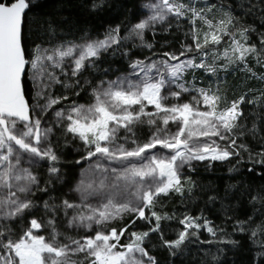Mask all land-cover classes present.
I'll use <instances>...</instances> for the list:
<instances>
[{"label":"snow or ice","instance_id":"6c2138e0","mask_svg":"<svg viewBox=\"0 0 264 264\" xmlns=\"http://www.w3.org/2000/svg\"><path fill=\"white\" fill-rule=\"evenodd\" d=\"M29 7V0H9L8 3L0 0V166H3L0 171V187L9 189L6 195L0 197V221L24 217L26 212L35 207L27 194L31 191L30 186L37 184V178L28 168L19 167L23 154L47 159L52 164L49 172L55 174L59 171L54 166L59 157L51 146H44L52 129L41 127L39 116H33L25 98L24 77L29 66L33 80L40 89L36 94L41 96L43 88L47 86L43 84V78H54L47 70L49 64L60 68L66 58H71L74 65L72 75L75 76L83 69L85 62H91L102 51H107L113 45L119 46L122 40L127 39L120 35V27L116 26L109 29L102 39H89L82 44L68 43L53 49L36 45L31 59H28L22 46V25ZM142 8L149 15L131 29V33L141 40L150 25L165 21L169 15L182 17L188 11L192 14L193 23L201 20L209 29L204 33L203 43L199 41L198 31L193 29V41L198 53L207 56L203 49L209 44L218 45L225 36H231L229 47L235 54L234 60L228 56V49L224 52L230 62L245 63V68L251 72L246 63L249 54L257 57V63H261L259 58L264 56V47L258 49L256 45L247 43V34L251 29L245 27L237 30L244 43L235 39V33L231 31L235 26L231 15L226 20L213 23L202 15L203 10L176 3V0H149ZM260 44L264 46V35L261 36ZM146 46L152 47L151 44ZM191 51L190 47L185 46V50L178 55L164 52L166 59L163 60L149 63L144 60L133 61L129 65L132 73L115 81H108L106 88L93 89L94 103L87 106L74 104L67 115L63 111L56 112L58 118L69 122L67 132L83 141L87 148L84 159L99 156L101 159L117 162L121 167L109 170L98 160L95 164L101 177L98 184L89 183L84 186L81 181V186L75 189L81 193L82 202L93 195H102L106 201L98 206L84 204L87 213L79 212L69 220V227H83L94 231V235L90 233L79 239L69 236L66 237L67 242L61 241L58 239L61 234L55 226V220L49 219L47 225L51 228V235L46 240L44 236L35 234L45 224L32 218L23 234L14 239L12 228L0 225V264H84L85 261L87 264H157L156 259L144 247V241L151 233H162L161 221L172 218L155 210L159 198L172 192L183 194L181 169L185 165L191 168L192 161L222 162L233 156L239 157L238 149L248 151L246 145H237V129L241 128L239 121L244 115L241 105L256 103L243 95L221 108L222 97L217 92L203 88L189 89L179 83L188 69L215 72V68L206 65L203 59L199 63L194 58L181 59ZM172 61L176 63H171ZM252 75L256 77L254 72ZM256 78L264 80V75ZM103 84L102 81L101 85ZM171 84H175L179 91L169 90L165 94V89ZM190 91L197 94L192 97V101L171 105L165 103L169 98L179 101L183 93ZM59 102V99H50L41 111ZM201 104L204 106L203 110L199 107ZM148 106H152L155 111H146ZM144 117H148L149 125H156L159 120L163 127L157 126L156 131L143 144L133 138L131 143L135 147L130 149L124 144L116 143L117 133L121 128L132 132V126L142 123ZM170 123L177 125L175 132L169 131ZM214 137L218 139H213ZM201 138H204L203 142ZM127 139L125 137L126 141ZM218 141L225 143L221 145ZM157 147L168 150L170 155H148L150 150ZM257 155L260 159L254 163L264 164V149ZM248 171L252 172L253 169L249 168ZM21 194L25 198H21ZM251 199L253 202H264V190L252 195ZM63 206L65 209L81 207L68 200L63 201ZM44 207L46 210L50 209L47 201ZM126 215L133 217L128 224L122 227L111 226L105 230V226ZM136 220L146 221L151 227L148 231L129 233V227ZM251 220L252 217H249V221ZM179 223L182 230L175 240L163 239L161 234L164 246L169 249H179L189 237L197 236L201 230L213 237L217 233L211 222L200 216L185 215ZM244 223L247 221L237 222L241 232L245 231L242 226ZM93 225L97 227L93 229ZM257 231L264 232V222L253 229L251 235L255 237ZM125 236L129 237L128 242L121 243ZM221 242L236 243L227 240ZM260 247L264 249V243ZM81 253L84 254V261L73 259ZM259 255L264 258V251Z\"/></svg>","mask_w":264,"mask_h":264},{"label":"trees","instance_id":"16d2710c","mask_svg":"<svg viewBox=\"0 0 264 264\" xmlns=\"http://www.w3.org/2000/svg\"><path fill=\"white\" fill-rule=\"evenodd\" d=\"M3 2L8 3L9 0ZM203 2L213 9L222 10L227 16L231 15L236 30L245 27L251 29L247 34L248 44H254L258 49L264 47L260 44L261 36L264 35V0ZM145 3L147 0H29L30 7L26 10L22 27V46L26 58L29 59L30 52L36 45L46 48L68 43L82 44L89 39H102L109 29L116 26L120 27V35L125 37L133 25L145 17L142 8ZM183 34L182 26L178 25L164 28L162 26L154 35L149 30L144 31L140 44L123 43L114 47V50L101 52L99 57L91 62H85L83 69L73 78L57 77L58 84L53 86L50 96L60 100L54 104V110L68 109L74 104L89 102L93 97V89H96L101 81L125 73L130 60L147 54L176 50L183 40H188ZM142 44H151L153 47L146 51L139 48ZM252 56L253 54L246 62L251 72L245 65L238 63L231 68H218L214 73L205 69L187 73L186 80H190L193 86L203 89L215 88L229 103L243 95L256 103L241 105L244 115L239 121L241 128L237 129V145H246L248 151L238 149L239 157L193 165L182 175V195L172 192L159 198L155 210L172 218L161 221L162 233H151L144 241V247L149 255L156 259L157 264H264V258L259 255L264 251L260 247L261 243H264V232L257 231L255 237L251 235L252 230L264 222V202H253L251 199L252 195L264 190V164L254 163L260 159L257 154L264 149V80L256 78L264 75V66H261L264 64V56L260 59L261 63H257ZM220 65L222 63L216 66ZM253 72L256 77H253ZM220 78L222 80H219ZM24 90L25 98L31 107L35 96L27 74L24 77ZM50 119L46 118V124L41 127L52 129L45 145L51 146L59 157L54 164L59 171L50 173L49 167L52 165L47 159L38 161V157L23 154L19 167L31 168L32 174L37 178V184L31 185V191L27 194L35 207L26 212L21 220L15 221L14 225H9L16 235L23 232L29 219H42L46 214L43 208L45 201L54 206L57 213L60 212L66 193L72 190L85 168L86 159L83 157L87 155V148L67 132L64 122L57 124L50 122ZM136 125V136L139 140L145 139L146 122ZM241 132L243 135H240ZM35 161L40 165L36 166ZM249 168L253 171L249 172ZM2 170L3 166L0 168V171ZM1 189L6 193L9 191L7 188ZM21 198H25L24 194H21ZM185 215L200 216L210 221L217 230L216 236L201 230L197 236L189 237L179 249L165 247L161 234L163 239L175 240L178 232L182 230L179 221ZM249 217H252L251 221ZM130 220L131 218H128L124 221L123 226ZM238 221H247L242 225L245 231L239 230ZM150 227L148 222L136 220L128 231L144 232ZM225 240L236 243L221 242Z\"/></svg>","mask_w":264,"mask_h":264},{"label":"rangeland","instance_id":"374dc122","mask_svg":"<svg viewBox=\"0 0 264 264\" xmlns=\"http://www.w3.org/2000/svg\"><path fill=\"white\" fill-rule=\"evenodd\" d=\"M203 1L204 0H190V1L188 0V2H186V3L182 2V1H176V3H183V4H186V5H192V6L196 7L198 10H203L202 11V15H204L207 19L212 20L213 23H216V22H218V21H220L222 19L226 20L228 18L226 13H224L222 10L213 9L211 6H208V4L204 3ZM148 2H149V0H147V3ZM209 9H211V10H209ZM144 11H145V17L144 18H146V16L149 15V13L145 9H144ZM174 25L182 26V30H183V33H184L183 36L185 37V39L187 38L188 40H183V42L180 43V46H178V48L176 50L169 51V53H175V54L178 55L181 51L185 50V46L190 47L192 49V51L187 53L184 57H181L182 60L183 59H188V58H194L195 61L197 63H199L200 61H197V60L198 59H200V60L203 59L205 64L209 65L211 67H214L215 71L219 70L218 68H222V69L223 68H227V67L231 68L233 66H236L238 63L242 64V66L245 65V63H242V62H239V61L230 62L229 59L224 56L225 50L228 49V56L232 57L233 60H234L235 54L232 53V51H231V49L229 47V45L231 44V41H232V37L231 36H225L224 39L221 41V43L218 44V45L209 44L205 49H203L204 52H207V56H204L201 53H198L197 50L195 49V43L193 41V29L195 28L198 31L199 41L201 43H203L204 33L209 31V29H208L207 25H205L203 23V21H201V20H197V21H195V23H193L192 22V14H191V12L185 11L184 16H182V17H176V16L169 15L166 18L165 21L152 24L145 31L149 30V31H151V34L154 35V32L157 29H160L162 26L164 28V26L165 27L166 26L169 27V26H174ZM131 29L129 30L127 36H125V37H127V39L122 40L121 43H120V46L123 43H132V44H136V45L140 44V42H141L140 38L138 36L132 34L131 33ZM231 31L233 33H235V39L241 40L238 31L235 29V26L231 28ZM241 43H244V41L241 40ZM76 44H78V43H76ZM64 45H66V44H64ZM146 45L147 44H145V45H143L142 47H139V48H142L143 50L148 51V50H150L153 47L152 46L151 48H148ZM56 47H58V46H56ZM56 47H46V49H53V48H56ZM114 47H116V45H113L112 48H110V49L114 50ZM33 52H34V50H32V52H30L29 59H31ZM102 52H106V51H102ZM115 52H117L116 49H115ZM251 55L252 54H249V56H251ZM261 57L259 59H261ZM247 58H246V62H247ZM252 58L257 60V57L254 54H253ZM163 59H166V57L163 56V53L162 54H154V55H148L147 54V55H144L143 57H138V58L132 59V60L129 61L128 67H127V70L125 71V73L121 74V76H116L114 78H109L107 80H104L103 81L104 82L103 85H101V82H102L101 81L98 84L97 88L98 87L106 88L108 81H115V80H117L120 77H123L125 75H129L130 73H132V69L129 67V65L133 61L144 60L145 63H149L151 61H159V60H163ZM171 63H176V61H172ZM219 63H222V65L216 66ZM73 66L74 65L72 63V59L71 58H66L64 63L62 64V67H60V68L52 67L49 64L47 70H48L49 73H52L54 78L53 79H49L47 76H45L43 78V84L47 85V86L43 88V92H42L41 96H37V94H36L37 91H39L40 89L37 87L36 81L33 80L32 71H31L30 66H29V69H28L26 74H27L28 80L31 81V83L33 85L34 96H35V98H34L35 102L31 106V112H32L34 117L37 116V115L39 116V118L41 120V126L44 123L46 124V121H47L46 118H49V117L51 118L50 122H55L57 124H60V123L64 122L66 125L69 123L66 119L58 118L56 116V112L63 111L65 113V115H67L68 110H70V108H68V109L64 108L62 110H54L55 106L52 105L50 108H47L44 111H41V109L44 107V105H46L49 102L50 99H52L50 97L51 93H52V88H53L54 85L58 84L57 82H58L59 77H61V78L62 77L63 78H66V77L73 78L74 77L72 75ZM194 70H196V69H188L183 74V77L179 81V83L184 84V86L189 88V89L196 88L195 86H193V84L191 83L190 80H188V81L186 80L187 73L189 71H194ZM57 77H58V79H57ZM131 78L132 79H136L135 77H131ZM221 78L219 80H222ZM196 89H199V88H196ZM169 90H171V91H179V89L176 88L175 84L169 85L165 89V94H167V92ZM211 90L214 91V92L218 91L215 88H211ZM218 94L222 97V102L220 104L221 108H223L226 104H230L231 103V102L229 103L227 101L226 97L223 94H221V93H218ZM195 95H197L195 92H192V91L186 92V93L182 94V96L179 99V101L175 100L174 98H169L165 103L171 105L173 103L189 102V101H192V97L195 96ZM92 103H94V96L92 97V99L89 102H87L85 104H82V105H86L87 106V105H90ZM36 105H38V107H36ZM199 107L201 108V110H203L204 106L201 104V105H199ZM137 110H138V107H137ZM146 111L154 112L155 109L152 106H148L146 108ZM48 115H49V117H48ZM147 120H148V117H144L143 118V122L144 123L146 122V130H147V137L145 139L139 140L138 137L136 136V134H135V128L137 126L136 125L137 123H136V124H134L132 126V132H127L125 129L121 128L119 130V132L117 133L118 139L116 140V143L117 144H124L126 148L130 149L132 147H135V145H133L131 143V140L133 138L136 139L137 142L140 143V144H143V143L147 142L149 137H151L152 134L156 131V127L157 126L163 127V125L160 124L159 120H157V124L156 125H149L147 123ZM140 126H141V124H140ZM168 129L171 132H175L177 130V125L170 123L169 126H168ZM73 136L76 139H78L80 142L83 143V141H81L78 136H75V135H73ZM125 137L128 138L127 141L125 140ZM203 139L204 138H201V142H203ZM213 139H218V138L214 137ZM218 143H221V145H223L225 142L218 141ZM44 146H46V145H44ZM154 153L155 154L170 155V153H168V150L161 149L159 147L150 150L148 155H152ZM39 160H43V159L38 158V161ZM98 160L100 161L101 164H103L106 167H108L109 170L112 167H115V168H118V169L121 167V165L119 163L110 162V161H108L106 159H101L99 156L92 157L91 159H86L85 160L86 163H85V166H84L85 168L83 169V172H81V174L79 175L78 181L75 183V185L73 186L72 190L67 192L65 197H64L65 200H68L69 202L74 203V204H79V205H81V207L80 208H74V209H65L64 206L62 205L61 211L57 213L55 211L54 206H50V209H48V210H46L45 207L43 206L44 211H45L46 214H44V216L40 220L43 221V223L45 224V227L41 228L35 234L44 236L46 240L49 239L50 235H51V228L47 225V222H48L49 219H54L55 220V226H56L58 232L61 234L58 237V239L61 240V241L67 242L66 237H69V236L79 239L80 237L88 235L90 233L94 235V231H92V230H88V229H85L83 227H76V226L69 227L68 224H69V220H71L72 217L76 216L79 212L87 213V208L83 206L84 204H91V205H94V206H98L101 202H106L102 195L88 196L87 200L82 202L81 193L75 191V189L78 186H81V181L84 182V186H86L89 183L98 184L99 179L101 178L98 170L95 169V164H96V162ZM38 161H35V165L36 166L40 165V163L39 164L37 163ZM133 162L137 163V164L143 163V161H133ZM199 162H213V161H192V166L197 164V163H199ZM125 163H127V162H125ZM50 165H52V164L50 163ZM0 168H1V166H0ZM28 169L32 172L31 168H28ZM190 169L191 168L188 165H185L181 169L182 175H184ZM109 174H110V171H109ZM5 193H6L5 190H2L1 187H0V197L4 196ZM27 198L29 199V196H27ZM128 218L132 219L133 217L131 215H126V216L123 217V219L112 221L111 225L105 226V230H107V228L111 227V226L122 227L124 221H126ZM17 220H21V218H16V219L9 220V221H0V225H7V226L14 225V222L17 221ZM96 227H97L96 225H93V229H95ZM25 230H26V228L24 230H22V231L24 232ZM23 232L20 235H22ZM18 233H20V231H18ZM20 235H16L15 232H14L13 233V238L14 239L18 238ZM128 239H129V237L125 236L124 238H122L121 243H127ZM73 259L78 260V261H84V254H82V253L78 254L77 256H74ZM84 264H87V262L85 261Z\"/></svg>","mask_w":264,"mask_h":264},{"label":"flooded vegetation","instance_id":"af4514ba","mask_svg":"<svg viewBox=\"0 0 264 264\" xmlns=\"http://www.w3.org/2000/svg\"><path fill=\"white\" fill-rule=\"evenodd\" d=\"M30 109H31V107H30Z\"/></svg>","mask_w":264,"mask_h":264},{"label":"water","instance_id":"95a60500","mask_svg":"<svg viewBox=\"0 0 264 264\" xmlns=\"http://www.w3.org/2000/svg\"><path fill=\"white\" fill-rule=\"evenodd\" d=\"M22 27H23V25H22Z\"/></svg>","mask_w":264,"mask_h":264}]
</instances>
